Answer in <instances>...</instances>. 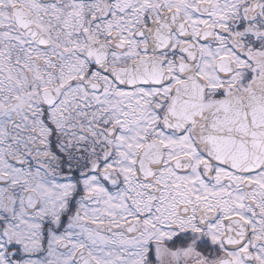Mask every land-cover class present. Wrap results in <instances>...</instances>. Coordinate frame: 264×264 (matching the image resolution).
Wrapping results in <instances>:
<instances>
[{
	"label": "snow or ice",
	"instance_id": "6c2138e0",
	"mask_svg": "<svg viewBox=\"0 0 264 264\" xmlns=\"http://www.w3.org/2000/svg\"><path fill=\"white\" fill-rule=\"evenodd\" d=\"M0 264H264V0H0Z\"/></svg>",
	"mask_w": 264,
	"mask_h": 264
}]
</instances>
